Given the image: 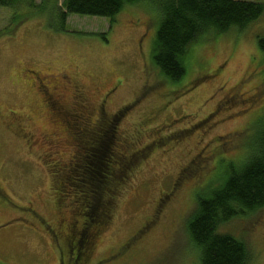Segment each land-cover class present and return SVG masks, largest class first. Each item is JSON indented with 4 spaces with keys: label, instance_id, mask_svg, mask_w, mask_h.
I'll list each match as a JSON object with an SVG mask.
<instances>
[{
    "label": "rangeland",
    "instance_id": "obj_1",
    "mask_svg": "<svg viewBox=\"0 0 264 264\" xmlns=\"http://www.w3.org/2000/svg\"><path fill=\"white\" fill-rule=\"evenodd\" d=\"M245 1L262 13L200 33L176 82L152 58L155 0L63 22L61 0L56 13L54 0L0 6V264H199L187 230L197 197L264 129V0ZM37 73L72 77L98 116L57 120ZM63 94L71 104V88ZM219 231L244 241L247 264H264V206Z\"/></svg>",
    "mask_w": 264,
    "mask_h": 264
},
{
    "label": "trees",
    "instance_id": "obj_2",
    "mask_svg": "<svg viewBox=\"0 0 264 264\" xmlns=\"http://www.w3.org/2000/svg\"><path fill=\"white\" fill-rule=\"evenodd\" d=\"M56 1V2H55ZM54 0L55 13L58 10ZM131 0H61L67 14L113 18ZM31 0H0V6H19ZM161 21L153 47V61L169 81L185 74L181 57L188 44L209 29L222 31L256 19L263 5L245 0H155ZM54 12H50L52 14ZM16 19V18H15ZM58 27L63 28L62 23ZM264 46V39L260 38ZM258 144L238 168L226 165L221 184L206 196L197 197V207L187 221V230L199 247V264H247L249 251L243 240L219 231L230 219L264 206V129ZM89 171V169H88ZM88 173H91L88 172ZM87 181V180H86ZM86 185V184H85Z\"/></svg>",
    "mask_w": 264,
    "mask_h": 264
},
{
    "label": "flooded vegetation",
    "instance_id": "obj_3",
    "mask_svg": "<svg viewBox=\"0 0 264 264\" xmlns=\"http://www.w3.org/2000/svg\"><path fill=\"white\" fill-rule=\"evenodd\" d=\"M49 77L52 78V82H50L46 77H40L38 73L35 75V79L38 82V92L41 96L44 97L43 100L45 102V109L50 110L57 120H60L64 123H69L70 121L75 122L82 117L84 120L89 119L90 115L95 113L98 116V112L92 109L89 102L84 98L83 89L76 84V82L69 75L61 76V80L66 82V84L59 83L57 78H54L53 74H49ZM67 78V79H66ZM71 88L72 90V101L71 104L67 105L66 96L64 97L63 92L66 91L67 88ZM111 96L109 91L104 94L102 99L99 102V117L103 120L106 118L103 109L104 104L107 102V99ZM67 238V237H66ZM73 239L69 240V247L71 245L74 246ZM71 242V243H70ZM71 244V245H70ZM58 264H63L60 261Z\"/></svg>",
    "mask_w": 264,
    "mask_h": 264
}]
</instances>
